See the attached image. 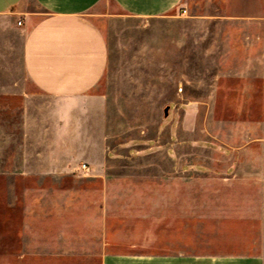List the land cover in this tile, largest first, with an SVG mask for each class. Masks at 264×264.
Masks as SVG:
<instances>
[{
  "label": "rangeland",
  "instance_id": "obj_1",
  "mask_svg": "<svg viewBox=\"0 0 264 264\" xmlns=\"http://www.w3.org/2000/svg\"><path fill=\"white\" fill-rule=\"evenodd\" d=\"M91 11L111 15H93L107 68L72 99L31 84L22 34L0 16V264L94 258L103 241L109 253L168 251L197 213L264 207V26L242 42L236 26L178 8ZM251 43L252 57L231 58L239 71L218 56Z\"/></svg>",
  "mask_w": 264,
  "mask_h": 264
},
{
  "label": "crops",
  "instance_id": "obj_2",
  "mask_svg": "<svg viewBox=\"0 0 264 264\" xmlns=\"http://www.w3.org/2000/svg\"><path fill=\"white\" fill-rule=\"evenodd\" d=\"M33 1L42 9V15L28 9L26 0H0V16L15 19L14 25L22 34V69L44 94L64 99L82 96L99 82L108 62L107 42L93 15H111L91 11L102 0ZM111 1L129 16L156 17L178 8L189 21L236 26V33L243 37L237 40L242 42L245 37L257 41L250 28L264 26V0ZM239 49L230 47L218 52L219 57L228 58L229 68L237 64L234 72L240 62L231 58L253 56V49L243 55ZM244 205L213 209L206 215L197 213L193 229L180 235V247L168 251L109 253L103 241L94 258L58 257L36 264H264V207Z\"/></svg>",
  "mask_w": 264,
  "mask_h": 264
},
{
  "label": "built area",
  "instance_id": "obj_3",
  "mask_svg": "<svg viewBox=\"0 0 264 264\" xmlns=\"http://www.w3.org/2000/svg\"><path fill=\"white\" fill-rule=\"evenodd\" d=\"M18 25H20L21 24V21L20 20H17V22H16ZM86 169H87V165L85 164V163H82L80 166H79V171L80 172H85L86 171Z\"/></svg>",
  "mask_w": 264,
  "mask_h": 264
},
{
  "label": "water",
  "instance_id": "obj_4",
  "mask_svg": "<svg viewBox=\"0 0 264 264\" xmlns=\"http://www.w3.org/2000/svg\"><path fill=\"white\" fill-rule=\"evenodd\" d=\"M168 108H169L168 106H166V107L164 108V114H165V115H167Z\"/></svg>",
  "mask_w": 264,
  "mask_h": 264
}]
</instances>
